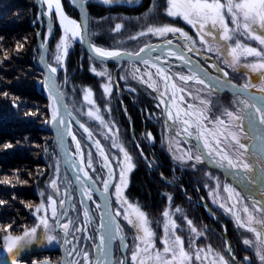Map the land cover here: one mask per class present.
I'll list each match as a JSON object with an SVG mask.
<instances>
[{"label":"trees","instance_id":"obj_1","mask_svg":"<svg viewBox=\"0 0 264 264\" xmlns=\"http://www.w3.org/2000/svg\"><path fill=\"white\" fill-rule=\"evenodd\" d=\"M84 1L90 13L89 37L91 42L99 47L107 49L121 47L120 44L126 37L129 44H126L127 47L124 46V48L137 52L143 45L133 50L132 44L140 41H143L140 44H144L146 39H149V42L159 41L158 38L151 39V34L150 36L138 35L148 25H173L181 28L191 37L199 39L197 30L183 19L168 17L164 14L162 6L164 0H135L130 3L114 0L111 4H104L102 0ZM62 4L66 14L77 21L78 13L75 8L67 0H62ZM153 4L156 8L150 11ZM37 12L35 0H0V37L4 38L0 41L2 45L0 61H3L0 63V179L8 177L14 185L0 184V200L6 201L4 205H0V226L11 224L10 231L13 235H21L25 228H31L37 223L33 212L44 199L40 194L43 192L46 196L53 191L49 188V183L53 177L57 176L55 172L57 166L60 169L59 177L62 175L59 154L53 144L52 134L48 132L47 101L42 94L43 74L37 68L39 50L36 30L38 27L37 25L32 27ZM53 24L55 35L50 47L49 63L57 66L54 55L61 34L54 17ZM116 24L122 25L119 32L113 31ZM131 36H137V39L132 40ZM25 37L27 42L24 48L16 52V41H22ZM221 42L219 45L213 44V51H208L207 45H201V50L215 57L216 60L224 62L225 56L216 51L217 47H223ZM244 42L250 43L247 39ZM4 50L8 53V60H4ZM93 66L96 68L102 66L113 75L117 68L116 65L95 61L76 41L70 39L65 59V77L60 73L59 85L63 89L67 105L81 121H88L87 116L78 113L75 107L80 103L86 106L85 102H87L90 108L96 106L103 117L108 114L116 128L119 126L122 131L130 129V119L139 141L142 133L145 132L148 144L145 146L144 142H140L144 148H147L146 156L154 166L153 169H149L141 160L139 152L132 148L135 165L130 172L127 197L141 206L152 221L153 230L158 235L161 231V211L170 201L187 210L197 227L199 225L202 227L203 219H205L210 227V233L212 231L216 236V238L211 237V242L224 246L218 225L208 217L203 207L194 202L198 192L192 185L193 183L201 185L198 176L202 168L195 165H181L173 161L170 155L167 156L165 149L161 150L164 141L162 134L155 126L158 121L157 114H161V110L152 93L148 90L143 91L140 85L128 89L119 70L116 79L121 92L116 91L113 85L111 100L106 99L108 94L103 90L102 79L90 71ZM153 84L160 90L157 80ZM88 90L92 92L91 99L94 101L92 105L85 99ZM5 92L8 93L7 96L3 95ZM226 96L230 97L228 94ZM109 103L110 108H114V112H108L107 104ZM159 118L161 119V115ZM88 124L104 143L98 125L91 121H88ZM9 143L12 147L5 149L4 145ZM17 175L21 183L16 182ZM160 176L172 180L176 185H170ZM200 187H202L201 193L205 196L203 186ZM169 196L171 200L168 199ZM209 205L217 213L219 221L225 225L235 256L243 262L247 256L252 260V264H255V257L253 258L250 250L242 243L243 234H245L243 230L236 227L232 217L219 213L210 201ZM3 234L0 232V264H5L11 257H15L13 252L9 253L3 246ZM43 248L18 251L16 254L18 263L32 264L33 261H37V264H40L47 258L50 264H57V257H59L57 246Z\"/></svg>","mask_w":264,"mask_h":264},{"label":"snow or ice","instance_id":"obj_2","mask_svg":"<svg viewBox=\"0 0 264 264\" xmlns=\"http://www.w3.org/2000/svg\"><path fill=\"white\" fill-rule=\"evenodd\" d=\"M47 4L49 13L53 11L59 17L60 24L63 26L64 36L57 44V54L55 55V61L57 66H52L47 64V71L49 75L46 76V87L49 91V97L51 99V121L54 125H58L57 132L58 136L63 139L65 134L70 135L72 140L76 143L77 152H81L80 142L77 140L75 134L71 131V121H66L60 112V100L59 93L57 89L56 81L53 79L54 74L58 72V66H62V61L67 55V49L69 47V40L81 35L82 29L81 25L77 21L69 19L63 12L60 0H43ZM104 4H111L114 0H102ZM164 14L168 17L181 18L187 24L191 25L197 30V35L199 37V43L202 45H207L208 51H213V44L219 45L223 42V47H217L216 51L225 56L224 63L228 67L234 70L237 67H243L251 69L253 72H258L262 78V85L260 86V91L264 92V0H164L163 2ZM156 8L153 4L150 11ZM122 29L121 24H116L113 31L119 32ZM51 29H49V33ZM168 33L176 34L178 33L183 39L189 42L187 46V51L192 52L196 50L194 45L196 41L187 32L183 31L181 28L175 27L173 25H148L146 31H141L138 35L144 36L147 34L154 35H166ZM39 36V33L37 34ZM4 38L0 37V41ZM130 39L135 40L137 36H131ZM245 39H250L252 41L258 42L260 47H255L244 42ZM27 42V38H23L22 41H16L15 49L16 52L22 50ZM171 40L168 41L170 45ZM41 47H45V43L41 44ZM93 51L97 57L101 58V61L106 59H115L122 55L132 57L142 60L143 63L148 64L149 60L142 57L140 54L145 52V48L142 47L138 52H123L117 50H109L103 47L92 45ZM150 48L151 46H147ZM0 50H2V45H0ZM169 56H175L177 59L182 60L185 65L189 64V59L184 55L183 52L172 51L168 52ZM249 57L255 59L256 62L247 63ZM9 56L6 50H4V60H8ZM157 60L160 57H156ZM3 63V61H0ZM155 67V65H153ZM215 67V66H214ZM218 72H222L224 77H228L229 73L223 69L216 67ZM90 71L94 72L98 76L107 75L106 71H97L95 66L90 68ZM198 72L206 71L197 65L190 69L189 75H179V80L183 83L188 81H195L206 87L213 88L214 90H219L226 86V82L221 81L220 77H216L213 84H206L205 80L197 75ZM157 75L162 76L165 82V88L167 90L168 85L172 81V77L168 76L165 69L157 67ZM149 79H151V73L147 74ZM230 83V82H228ZM249 86L255 87L256 85H251L246 83L243 85L244 89ZM173 89V97L177 90L183 92V87H179L175 83H171ZM233 87H235L233 85ZM103 90L105 93H111V88L109 83L103 85ZM7 96L8 93H3ZM191 95V93H189ZM92 92L88 90L85 95V99L88 103L92 105L94 101L91 99ZM170 97V98H173ZM199 100V105L202 107H197L192 104H188V109L183 112V115L187 119L182 120L184 127L182 128L183 133L188 137L193 135L190 129L195 130L197 133V139L201 137L205 138L204 147L209 149V155L219 156L217 163L221 167H228L230 169L237 170V176L241 183L251 184L255 181V176L252 175L256 170V165L251 163L249 160L245 159V154L249 152L248 146L241 142L239 133L243 131L241 125L242 122L247 119L249 129L258 130L257 120L259 125H264V97H249L244 100L237 101L240 105L238 111H229L225 109V115L230 121L235 122V130H228L230 125H228L223 119L217 118L215 123L224 126L223 130L215 129L210 130L206 128V121L210 118L207 115L209 110L208 106L212 104V101L204 97H196ZM180 100L183 101V95L180 96ZM163 102V101H162ZM260 106H257V105ZM254 109V111H253ZM70 115V114H69ZM89 118H93L100 122L101 125H105L104 118L99 114V110H89L87 112ZM180 113L177 112L175 116L169 112V119L180 120ZM84 132L88 133V138H92V132L84 124H80ZM63 129V131H61ZM109 131L112 128L109 127ZM179 135V133H177ZM215 137V143L212 144L208 141L207 137ZM223 136V140L219 137ZM264 140V135L261 136ZM226 143L227 146H231L235 151L228 152L226 148H221L220 144ZM96 147L103 156V149L100 147L99 141H96ZM113 145H117V141L113 140ZM12 145L5 144L4 148L9 149ZM120 151L124 154V162L121 166L119 174V183L112 185L115 187V192L117 199L120 201L122 206H126L130 210L124 213V219L132 229L136 232L135 239L140 243L135 245V249L131 255V264H193V261H200L201 264H205L208 261V254L213 253V249L209 246L207 250L197 249L195 251H188L184 246V240L177 231L180 229V225L176 223L173 219V215L169 210H165L162 213L164 218V235L161 239L163 248L158 249L156 247V233L151 227V221L147 214L142 211L139 207H134L132 204L123 197V189L127 187L126 174L130 172L134 164L132 163V157L127 151L121 146ZM188 159H193V156L186 154ZM194 159L199 162L201 157L196 155ZM105 167H109V176H112V170L107 164V157L105 156ZM71 167H77L76 163L70 160H66ZM261 164H264V156L261 157ZM85 168H92L91 153L88 154V160L85 161L82 157L80 166L78 168V174L75 179L78 183V188L82 195L86 196L87 199L92 198L91 185L85 183V180H91L88 171ZM59 166L56 167L55 172L57 174V179L59 178ZM264 172V168H261ZM80 173L83 174L84 179L81 178ZM16 182L21 183L19 176H16ZM57 179H51L50 185L53 189L52 193L45 196V193L40 195L44 197L41 203L37 205L34 209L33 215L36 217L37 223L31 228H25L22 235H13L10 231L12 225L0 226V232L4 233L2 236L3 246L9 252L19 251L21 248L26 247L32 241L37 240L38 229L43 232L44 238L49 244L56 242L60 243L57 235L50 233L56 232V229L63 230V244L72 245L71 250L66 249V255L72 257L67 261V264H112L111 261V243L113 240L119 239L122 248H127L128 245L125 243V237L121 235V228L119 225L112 227L111 219H109L107 225L103 222L100 227L106 229V231L99 233V242L96 243L95 237L84 236L85 240H92L96 248V251L100 254L96 257L95 262H93L90 254L87 250L79 247L80 238L75 236L76 232H86L87 228L77 226L72 219H67V209H65V199H57L56 196L59 193V185ZM26 183V181H23ZM0 184L12 185V180L8 177L0 179ZM14 186V185H12ZM109 182H104V191H109ZM228 192L229 199L235 198L236 203L231 206L221 203L219 206L225 210L226 213H230L235 218L236 227L243 229L245 232L249 233V236L243 238L242 243L251 251H253L254 256L258 264H264V204L260 202H254L251 210L247 205H244L239 212H233V208L236 204L240 203V193L236 191L235 188L231 186H225L223 189ZM67 195V193H65ZM70 198V197H69ZM171 200V197H168ZM6 201L0 200V205H4ZM259 205V206H257ZM30 207V205H29ZM99 207V205H98ZM177 212L180 209H176ZM106 214V213H105ZM83 215L85 222L91 223L89 218V209H83ZM115 215L119 216L121 213L117 211ZM103 221V217H101ZM187 220V217H185ZM190 230L193 233L200 235L201 233L197 228L192 226V221L187 220ZM71 235L77 243L73 244V241L67 237ZM191 248V244L189 245ZM226 251L231 256L230 260H226L224 255L216 253L215 256L208 264H233L235 261V256L231 254V247L226 249ZM201 253H205L204 256ZM76 257H80L79 260ZM246 264H252V260L249 257L244 258ZM32 264H37V261H33ZM40 264H50V261L46 258L41 261ZM118 264H126V259H121Z\"/></svg>","mask_w":264,"mask_h":264},{"label":"rangeland","instance_id":"obj_3","mask_svg":"<svg viewBox=\"0 0 264 264\" xmlns=\"http://www.w3.org/2000/svg\"><path fill=\"white\" fill-rule=\"evenodd\" d=\"M119 1H125V2L130 3V2L135 1V0H119ZM136 1H138V0H136ZM37 30H36V36H37ZM143 31H146V29ZM176 34H178V33H176ZM176 34L168 33V34L163 35V36L154 35V34H151V36H150V34H147V35H149L151 37V39L152 38H156V39L158 38L159 41H164L167 39L176 40L175 38H180L181 40H176V41L180 42V44L183 45L187 49L189 42L185 41L183 39V37H181L180 35H176ZM173 35H175V36H173ZM193 39L196 41L194 48L196 50L202 52V50H201L202 44L199 43V39L194 38V37H193ZM145 41L146 42L144 44H140V43H143V41L134 43L131 45V48L133 50H136V48L140 47L141 45H143V46H141V48H142L147 44L158 42V41L149 42V39H146ZM247 41L250 42L247 44H250V45L255 46V47H260V45L256 41H252L249 39H247ZM221 43H223V42H221ZM126 44H129V42L127 41V38L124 37L122 44H120L121 47L112 48L109 50H123V51L131 52L130 50H126L124 48V46H126ZM105 49H107V48H105ZM56 54H57V49H56L55 55ZM202 54L205 55V53H203V52H202ZM55 55H54V59H55ZM224 59L225 58H223V60ZM244 62L252 63V62H256V61L254 58L249 57L247 59V61H244ZM64 63H65V60L62 61V66H58V70H60L59 75H60V73H62V75L65 77V64ZM100 70H104L107 73V75H105L103 77H101V76H99V77L102 79V86L105 83H109V86L111 88V93H110V95H109V93H107L108 95H107L106 99L110 98V100H111L112 91H113L112 86L113 85L115 86L114 75L110 74V72L107 71L102 66L97 68V71H100ZM120 70L122 73V78L126 84L125 86L128 89H131L136 85H140L143 88V91L148 90L149 92L152 93L154 99L157 101V104L159 105L160 110H161L160 111L161 112V114H160L161 119L156 118V120H158V121H157V125L155 124V126H157L159 133L162 134V139L164 141V145H163V147L161 146V150L165 149L166 153L168 154L167 156L170 155L172 157L173 161H177L181 165H187V166L195 165L197 167L202 168V170H200V174L198 176L200 178L199 181L201 182L200 186H203V190L206 192V195L208 197L207 199L212 203L213 207L218 209L219 213L225 214V215L227 214L230 217H232L235 221V218L232 214L226 213L225 210L219 206L221 203H225L228 206H231L232 204L236 203L235 198L229 199L230 194L223 190L225 186H231V187L235 188L236 191H238L240 193V197H241L240 203L236 204V207L233 208V212H239L244 205H247L249 207V209L251 210L252 205H253L252 199L246 197L244 195V193L242 192V190L239 189L238 187L234 186L232 184V182L229 179H227L221 171L213 170L206 163H201L203 161V155L200 152V150L198 149V147L195 145V142L194 141L188 142L183 138L182 128L184 127V125L179 123V122L172 123L171 119H170V122L167 121V119L164 115L162 100H160L157 97L155 92H153L151 89H149V86L153 87V89H155V91H157L158 93H160L162 95H166L167 98L169 100H171L172 108H173L175 113H177V112L180 113V117H181L180 120L181 121L183 119H187V117H185L183 115V112H184V107H186V109L189 110L188 104H192V105L197 106V107H202L199 105V100L196 99V97H198V96L204 97V98H207L208 100L212 101V104L208 106L209 110L207 112V115L209 116L210 120L205 122L206 128L210 129V130H215V129L223 130L224 126H221V125H218L215 123L217 118L223 119L228 125H230L228 130H230V131L235 130V126H234L233 122L230 121L229 118L225 115V109H227L229 111H234V112L238 111L239 107H238L237 101L235 99H233L231 96L230 97L226 96V94L215 93L212 90L208 89L205 85H201L199 83H196L195 81H188L185 84L179 80V75H181V74L182 75H189L190 72L185 70V69L171 68L170 74H171V77L173 78L171 83H175L178 86V88L183 87V89H184L183 92H181L179 90H177L175 92V102L173 104L172 99H174V98H170V97H173V89L171 90L170 87H167V90H166L163 77L156 74L157 73V67H154L151 64H145V63L132 64V65L126 64ZM231 70H233L232 75H234V77L236 78V81L240 85L243 86L246 83H250L251 85H256V86L255 87L249 86L248 88L260 90V86L262 85V78L258 72H253V71H251V69L243 68V67H237L235 70L233 68H231ZM245 70L251 71L252 76L256 77V80L250 81L249 73L245 72ZM148 73H151V79H149V76L147 75ZM58 78H59V76H58ZM155 80H157V85L160 86V90L156 87V85L153 84V82ZM116 81H117V79H116ZM62 84H63V86L65 85V79L64 78L62 79ZM118 85H119V83H118ZM119 87H120V85H119ZM189 93H191V95H189ZM181 95H183V97H184L183 101L180 100ZM85 104L87 107L82 103L77 105L75 107L76 111L78 113L80 112L82 115L85 114L87 116V112L89 110H94V111L98 110V108H96V106L90 108V107H88L87 102H85ZM107 108H108V112H110V111L114 112V108L113 107L110 108V103H109V105L107 104ZM125 112H126V109H125ZM99 114L102 116V114L100 112H99ZM74 115L77 117L76 113H74ZM86 118L89 122L91 121L92 123L98 125L100 133L102 135V138L104 139V143H102L100 138H98V135L93 132V129L88 124V121L83 122L78 118L86 127L89 128V130L92 132V136L95 137V139L97 141H99V143L103 146V148L107 152L109 159L112 163L113 169H114V183H113V185L119 183L118 177L120 174L121 166L123 165V162H124V154H123V152L120 151L121 146L132 157V163L134 165H135V162L133 159L134 153L132 152L134 150L132 148H134L136 151L139 152L138 154L141 157V160L146 164V166L149 169H153V166H154L153 163L146 156L147 155L146 154L147 148L146 147L144 148L141 144L142 142H144V144L146 146L148 144V141L145 137H143V135L141 136V139H140V141H142V142L139 141V138H137V136L134 133V129L132 127V122L130 121L129 118L128 119H129L130 129L127 131H122V128H120L119 126H118V128H116V126L113 124V122H112L110 116H108V114H107V116L103 117L105 120V125H101L99 121H97L93 118H89L88 116ZM109 127L112 128V131H109ZM241 127H242L243 131L240 132L239 134L242 135V137L244 138V141L248 140L247 139L248 134L245 132L242 125H241ZM75 130H76L75 131L76 138L80 142V147H81V152L80 153L77 152L78 153L77 155L79 156L80 159H82V157H83L85 164H86V162L88 160V154L91 153L92 168H87V170L89 171L91 176L97 181L99 186L102 188L103 184L105 182V169H104L105 165H104V162L101 159V157L97 155V152L95 151V149L88 143V141L86 140L84 135L79 130H77V129H75ZM192 132H193V134L194 133L196 134V132L194 131V128L192 129ZM177 133H179V135H177ZM219 138L221 140L224 139L223 136H220ZM114 139L117 141L118 146L113 145ZM207 139L210 143H212V144L215 143V137L208 136ZM204 140H205V138H204ZM69 143H70L71 149L75 148V152H76L77 151L76 143L72 139H69ZM192 143H194V144H192ZM226 143L227 142L220 144V147L226 148V150L228 152H234L235 150L231 146L226 147ZM159 148H160V146H159ZM186 154L192 155L193 159H188ZM196 155H199L201 157V161L197 162L194 159V157ZM245 159H247L251 162V157L249 156L248 153L245 154ZM50 164L52 165L51 162H50ZM59 164H60V158H59ZM130 172H128L126 174L127 187L123 189V197L128 201V203L132 204L134 207H139L141 209L140 205H138L136 202L131 201L127 197V188L129 186ZM160 177L163 178L170 185H172V186L176 185V183H174L172 180H169L163 176H160ZM66 178H67L68 183L70 184L71 183L70 177L67 175ZM52 179H57V176L53 177ZM57 183L59 185V193L57 194L56 198L58 200L59 199H65V201H66L65 193H67V190H66V187L64 185L63 174L57 179ZM192 186L198 192V197L195 201H200V197H203L202 196L203 194L201 193L202 187H200L196 183H193ZM49 188L52 189L50 183H49ZM182 189H184V188H182ZM73 190H74L73 191V203L75 205V208L73 210H71V207L69 206L68 212H67L68 215H67V218L65 219V221L67 219H72L77 226H79V227H85L86 226V228H87L86 232H76L75 236L80 238L79 247L87 250L90 254V257L94 261L95 246L93 244V241L92 240H85V239H83V237L84 236L95 237L96 243H97L95 225H96V222L99 223L100 211H98L97 206L93 205L91 210H92L94 217H95V223L92 222V220L90 219L91 223L86 224L85 218L83 215L84 206L81 203L82 202L81 198L79 197L75 188ZM50 193H52V191H50ZM110 194H111V206H112L114 214L117 211H119L121 213V215H119V216L115 215V216L123 228L125 243L128 245V247L125 250V255H124L121 251L119 241L115 242L114 247H113L114 248V254H115L114 255V264H118V262L121 259H124L125 257L127 258L126 263L131 264L132 252L135 249V245L137 243H140V242L135 239V237H136L135 230L132 229L131 225H129L127 223V221L124 219V213L126 211L130 212V210L127 209L126 206H122L120 201L117 199L115 187H113V186L111 187ZM204 199H206V198H204ZM176 209H180V211L177 212ZM165 210H169L173 215V219H175L176 223L178 225H180V229L177 231V234L180 235L181 238L184 240V246H185L186 250H188V251H195L197 249L207 250V248L210 246L214 251H213V253L208 254V261H206L205 264H208V262L213 259V257L215 256L216 253H220V254L224 255L226 260L231 259L228 252L226 251L227 248H226V243L224 241V235H223V230H226V228H225V225L219 221L217 213L214 212L218 218V221L214 222L210 218V216L208 215L206 210L203 208V210L207 213L208 217L215 224L218 225V227L220 229V235L222 236L223 241H224V246H219V245L215 244L214 241L211 242V237L216 238V236L214 235V233L212 231L210 233V227L208 225V222L205 219H203L202 227L200 225L197 227L194 223V220L192 219V216H190V214L187 212V210L185 211V209L181 205L172 204L170 201L168 202V205H166L163 208L161 213H163ZM185 217H187V220L192 221V226H194L195 228H197L199 230V232L201 233L200 235H197V233H193L190 230L191 226L188 225ZM152 226L153 225H152V221H151V227ZM152 228L154 229V227H152ZM160 229H161V231L159 233L160 235H158V233H156L155 231L154 232L156 233V247L158 249L162 250L163 244L160 241L164 235V218L163 217H161ZM243 232L245 233V234H243V238L250 235L249 233L245 232L244 230H243ZM50 234L57 235L58 239L60 240V243L53 242V243L49 244L47 242V240L44 238L43 232L38 229L37 240L32 241V243L28 244L25 248H21L20 250L29 249L31 251L34 248H36L37 250H40L43 247H49V246L51 248H54V246H57V248H59L60 245L62 244V241H63L61 234L58 232H54V233H50ZM67 238L72 240L73 244L77 243V241L75 239H73V237L71 235H69ZM190 244H191V248H189ZM66 247H67V250L70 251L72 246L66 245ZM43 249L46 250V248H43ZM17 253H18V251L13 252V254L15 256ZM250 253L252 254V256L254 258L255 256H254L253 251L250 250ZM233 254H234V251H233ZM201 255L204 256L205 253H201ZM234 256H235V254H234ZM13 258L14 257H11L10 259H13ZM76 259L79 260L80 257H76ZM236 259L238 261H240L241 263L246 264L245 262L239 260L237 257H236ZM13 260H15V259H13ZM15 261H16L15 263L19 264L18 258ZM255 261H256V259H255ZM233 263L236 264L235 262H233ZM57 264H60V255H59V257H57ZM193 264H201V262L200 261H193ZM255 264H258V262L256 261Z\"/></svg>","mask_w":264,"mask_h":264},{"label":"water","instance_id":"obj_4","mask_svg":"<svg viewBox=\"0 0 264 264\" xmlns=\"http://www.w3.org/2000/svg\"><path fill=\"white\" fill-rule=\"evenodd\" d=\"M69 1L78 13L77 23H79L81 25V29H82L78 43L81 45V47L83 48L85 53H87L95 61L100 62V63L111 64V65L117 66V68L114 72V83H115V87H116L117 91L121 92V88L119 87V85L116 81V75L119 72V70L123 67L124 64H130V65L141 64V63H143V61L136 59L134 56L129 57V56H125V55H122V56L115 58V59H106V60L101 61V58L97 57L95 55V53L93 51V47H92V45H95V44H93L91 42L90 37H89L90 13H89L87 3L84 0H69ZM35 3L37 5L38 12H37L36 20L32 24V27H35V25H37V27H38L37 34L39 33V36L37 35V45H38V50H39V57L37 60V68L43 74L42 94L47 101V111H48V115H49L48 131L52 134L53 144L55 145L57 152L59 154L60 166L62 169L64 185H65L66 190H67L65 209L68 210V207L70 206V204L73 205L72 204L73 197H72L71 193H72L74 188L76 189L79 197L83 199L82 202H84V200H85L84 195H82L81 191L79 190L78 183L75 179L76 175L78 174V168L80 166L81 161H79L78 158L75 157L74 154L69 149L68 144H69V139H72L71 136L69 137V135L65 134L63 136V139L61 140V138L58 136V132H57L58 125H54L51 121L52 107H51V99L49 97V91H48V88L46 87V84H47L46 76L49 75V73L47 71V64H50L49 63V51H50V47H51V44H52V41H53V38L55 35V29H54V25H53V22L51 20V17L49 15L47 9L45 8L46 5L43 2V0H35ZM62 9H63V5H62ZM49 29H51L50 33H49ZM175 39L181 40L180 38H175ZM169 40H171V39H167L164 41H158L156 43H150V44L145 45L144 48L146 50H145V52L141 53L140 55L142 57H144L145 59L149 60L148 64H151V65L154 64L155 66L158 65L160 68L165 69L166 74L170 77H171V74L168 72V70H169L168 68L185 69V70L190 72V69L193 66L198 64V66L200 68L204 69L207 73L206 75H205V72H198L197 73V75H199L201 78H203L205 80L206 84H209V85L213 84L216 77H220L221 81L226 82V86L222 87L219 90H214L213 88L207 87L208 89L212 90L215 93L230 94L237 101L242 100L240 98V96H244L245 98L264 97V92H261L260 90H255L253 88L244 89L243 86H240V85L230 81L228 77H224L222 72H218V71L214 72L211 68L209 69L207 66L203 65L201 63L200 59L206 61L207 58L200 51L194 50L192 52H189V51H187V49H184L176 40H171L172 43L169 45L168 44ZM42 43H45V47H43V48L41 47ZM147 46H151V47L148 48ZM170 49L172 51H176V52H183L184 55L189 59L190 63L185 65L182 60L177 59L175 56H169L168 52ZM117 51H120L121 53L126 52L123 50H117ZM127 52H129V51H127ZM132 53H135V52H132ZM156 57H160V59L157 60ZM65 59H66V57L63 59V61ZM215 66L218 67L217 65H215ZM59 72H60V70H58V72L56 74H54L53 79L56 81V84H57L56 90L59 93H61V96L59 97V100H60L59 107H60L61 114L63 115V117L66 121L70 120L71 124L73 123L78 128V130L84 135V137L86 138L88 143L97 152V155L101 157V159L104 162V165L106 163L105 156L107 157V164L110 166V168L112 170V176L110 177L109 176V167L104 168L105 169V181H108L109 185H110L108 192L104 191V184H103L102 188L99 186V184L91 176V174L89 173L87 168H85V170L88 171V174L91 177V180H85V183L91 185L90 190H92L94 192L95 196L100 201V205H101L100 207L103 208V210H104L103 213H100V216L101 217L105 216L106 224L108 223L109 219H111L113 228L116 225H119L121 230H122L120 234L124 236L123 228H122L121 224L119 223L118 219L116 218V216L113 212L112 206H111L110 191H111V187L114 183V169H113L112 163L109 159L107 152L105 151V149L103 148V146L101 144H100V147L103 149L104 155L102 156L100 154V151L96 147L95 142L97 140L95 139V137L92 136L91 139L88 138V133L84 132L83 128L80 127V124H83V123L74 115V113L71 111V109L67 105L65 98L63 96V91L60 88L59 82H58ZM228 82H230V83H228ZM233 85L235 87H233ZM169 86H171V83L168 85V87ZM149 89H151L153 92H155L157 97L163 101L164 115H165L167 121L170 122L169 116L167 114V110L169 109V107H168L169 99L167 98L166 95H162V94L158 93L157 91H155V89H153V87L149 86ZM257 106H260V105L258 104ZM253 111H254V109H253ZM257 125H258V123H257ZM244 127L246 128V130L249 133V136L252 139L251 144H250V148H249V152L252 153L254 150H257L261 153L262 156H264V140L261 139V136L264 135L261 132V129H263V128L260 125H258V130L249 129L247 119L244 120ZM61 131H63V129H61ZM182 133H183V131H182ZM191 137H193V136H191ZM183 138L188 142L191 141V140L186 138L185 133H183ZM193 138H191V139L197 143V147L203 155V161L201 163H206L207 165H209L210 168L221 171L225 175V177L232 182V184L234 186H236L242 190V192L244 193V195L246 197H249V196L257 197L258 199H260V203L264 204V200H262V195L260 193V189L264 191V172L261 171L260 166L256 162H255L256 171L258 173L256 179L258 180L259 185H257V187L256 186L252 187L251 184H254V182L251 184L238 183L239 181L236 182L235 179H233V177L231 175H229L228 172H226L222 169V167L217 163V160H215L214 157L210 156L212 159H209V157H208L209 155L205 154V151L203 150V147H202L201 143H199L198 139H193ZM66 160H70V161L75 162L77 167H71L68 163L65 162ZM67 175H69V177H70V180H71L70 184L68 183V181L66 179ZM80 175H81V178L84 179L83 174L80 173ZM250 187H252L251 191L253 193L247 196L243 189L249 190ZM254 202L255 201L253 199L252 203H254ZM196 203L206 210V212L208 213V215L210 216V218L214 222L218 221L216 214L208 206V204L206 203V201L204 200L203 197H200V201H196ZM257 206H259V205H257ZM84 207L89 209V218L92 220V222L95 223V218L93 217V215L91 213L90 207L88 205H85ZM101 220L102 219L100 218V221ZM95 228H96L97 238H98L100 232L106 231V229H102L100 227V225L98 226L97 224H96ZM56 232L60 233L62 236V239H64L63 230L57 228ZM223 235H224V241L226 243V248L228 249L229 247H231V250H232L231 254L234 255L233 249H232V243H231L229 237L227 236L226 230H223ZM119 244H120V240H119ZM120 247H121V244H120ZM125 250H126V248L121 247V251L124 255H125ZM60 254H61V263L67 264V261L69 259H71V257H68L66 255V245L63 244V241H62V244L60 245ZM110 255H111L112 264H114L113 241L111 243V254ZM230 258H231V256H230ZM234 262L236 264H243L240 261H238L236 259V257H235ZM5 264H16V263H15V260L9 259L8 261H6Z\"/></svg>","mask_w":264,"mask_h":264},{"label":"bare ground","instance_id":"obj_5","mask_svg":"<svg viewBox=\"0 0 264 264\" xmlns=\"http://www.w3.org/2000/svg\"><path fill=\"white\" fill-rule=\"evenodd\" d=\"M69 3H70V1L69 0H67ZM60 2H61V6L63 5L62 4V0H60ZM46 6H45V8L47 9V11H48V7H47V4H45ZM70 5H71V3H70ZM63 12H64V14L69 18V19H72V20H74L73 18H71V17H69L67 14H66V12L64 11V8H63ZM48 13H49V11H48ZM49 15H50V17H51V20H52V22H53V17H54V19H55V22H56V24H57V27H58V29H59V31H60V40L63 38V36H64V32H63V26L60 24V20H59V17L55 14V12L53 11L52 13H49ZM44 23V22H43ZM54 25V24H53ZM55 29V28H54ZM79 38H80V36L79 37H75V38H72L74 41H76L77 43H78V40H79ZM79 44V43H78ZM80 45V44H79ZM81 46V45H80ZM37 48H38V45H37ZM83 49V48H82ZM105 64V63H104ZM152 65H154V64H152ZM155 67H159L158 65H156ZM160 68V67H159ZM169 70H168V72L170 73V71H171V68H168ZM170 88H171V90H172V87L171 86H169ZM172 93V92H171ZM174 99H172L173 100V104H174V102H175V96L173 97ZM174 106V105H173ZM168 107H169V109L167 110V114H168V116H169V112H171L174 116H175V114L176 113H174V110H173V108H172V102H171V100H169V104H168ZM48 112V111H47ZM49 116V115H48ZM172 120V119H171ZM172 121H176V123L177 122H179V123H181L182 124V121L181 120H172ZM257 123H258V125H259V121L257 120ZM263 129H261V132L264 134V125H260ZM75 129H77L78 130V128L72 123L71 124V131H72V133L73 134H75V136H76V133H75ZM191 131H192V129H190ZM195 131V130H194ZM49 132V131H48ZM50 133V132H49ZM185 136H186V138L187 139H189V140H191V138H193V139H197V133H196V136H193V137H188L186 134H185ZM69 137H70V135H69ZM198 141H199V143H201V145H202V147H203V150L205 151V154L206 155H209L208 153H209V149L208 148H205L204 147V143H205V140H204V138L203 137H201L200 139H198ZM55 146V145H54ZM68 146H69V149L71 150V152L74 154V156L75 157H77L78 158V160L79 161H81V159L79 158V156L77 155L78 153H77V151L75 152V148L74 149H71V147H70V143L68 144ZM212 157H214L215 158V160H219V156H215V154H213V155H211ZM209 157V159H212L211 157H210V155L208 156ZM222 169L224 170V171H226V172H228L229 173V175H231L232 177H233V179H235V181L236 182H238V183H241V181H240V179L238 178V176H237V170L236 169H230V168H228V167H222ZM69 176V175H68ZM67 179V178H66ZM242 184V183H241ZM252 185V187H254V185L253 184H251ZM252 187H250V189L249 190H247V189H243L244 190V192H245V194L248 196V195H250V194H252L253 192L251 191V188ZM91 192H92V198L89 200V199H87V197L86 196H84V202H82L83 204H85V205H88L89 207H90V209H92V206L94 205V206H97V208H98V211H100V213H103L104 212V210H103V208H101L100 206V201L98 200V198L95 196V194H94V192L91 190ZM72 197H73V191H72ZM250 197V196H249ZM82 199V198H81ZM81 201H83V199L81 200ZM256 202V201H255ZM72 204L73 205H71L70 204V207H72L71 209L73 210L74 208H75V205H74V203L72 202ZM84 205V206H85ZM98 205H99V207H98ZM69 208V207H68ZM100 208V209H99ZM67 212H68V210H67ZM91 213H92V215H93V217H94V214H93V212H92V210H91ZM100 213H99V215H100ZM95 218V217H94ZM100 218H101V216H100ZM103 222L105 225H107L106 224V218H105V216H103V221L101 220H99V223H97L96 222V224L99 226V225H101V223ZM96 227V226H95ZM98 240H97V243L99 242V236H98V238H97ZM117 241H119V239H116V240H113V247H114V244H115V242H117ZM98 255H100L97 251H96V248H95V258H94V261L93 262H95V260H96V257L98 256ZM15 257H17V255L15 256Z\"/></svg>","mask_w":264,"mask_h":264},{"label":"flooded vegetation","instance_id":"obj_6","mask_svg":"<svg viewBox=\"0 0 264 264\" xmlns=\"http://www.w3.org/2000/svg\"><path fill=\"white\" fill-rule=\"evenodd\" d=\"M179 44H180V42H178ZM181 45V44H180ZM184 49H186L183 45H181ZM202 53V52H201ZM205 57L207 58V60L206 61H204V60H201L200 59V61H201V63L203 64V65H205V66H207L209 69L211 68L214 72H217V70H216V66L215 65H217L219 68H221V69H223L224 71H227L228 73H229V75H228V78H229V80L230 81H232V82H234V83H236V84H238V85H240L237 81H236V78L234 77V75H232V71H231V68L230 67H228V65L227 64H225L223 61H218V60H216V58L215 57H213V56H210V55H208V54H205ZM215 66V67H214ZM245 72H247V73H249V78H250V81H255L256 80V77H254V76H252V72L251 71H246L245 70ZM240 86H242V85H240ZM228 95H230V94H228ZM231 96V95H230ZM233 99H235L233 96H231ZM240 98L242 99V100H244V99H246L244 96H240ZM236 100V99H235ZM237 101V100H236ZM238 107L240 108V105L238 104ZM185 110H187L186 109V107H184V111ZM175 113V112H174ZM159 116H160V113H158L157 114V117L159 118ZM172 121V120H171ZM176 121H172V123H175ZM233 124H234V126H235V122H233ZM242 126H243V128H244V130H245V132L248 134V140H245L244 141V138L242 137V135H240V139H241V142L242 143H244L245 145H247L248 146V149L250 148V144H251V137L249 136V133H248V131L246 130V128L244 127V121L242 122ZM142 135H143V137H145L146 135H145V132H143L142 133ZM192 136H196V134L194 133ZM191 141H194V140H192L191 139ZM195 142V141H194ZM192 144H194V143H192ZM195 145L197 146V143L195 142ZM248 154H249V156L251 157V163H253V164H255V162L260 166V168H264V164H261L260 163V161H261V157H262V155H261V153L259 152V151H257V150H254L252 153H250V152H248ZM216 156V155H215ZM213 170H215V169H213ZM218 171V170H217ZM252 175L253 176H255V178H257V175H258V173H257V171L255 170V172H253L252 173ZM254 186H256L257 187V185H259V183H258V180L257 179H255V181H254V184H253ZM181 188H183V187H181ZM76 190V189H75ZM74 191V190H73ZM260 193H261V195H262V200H264V191L263 190H261L260 189ZM203 196V195H202ZM204 198H206V199H204L205 201H206V203L209 205V200L207 199L208 197H207V195H205V196H203ZM248 198H250V199H252V201H253V199H254V201H258V202H260V199H258L257 197H252V196H250V197H248ZM194 202L196 203V201L194 200ZM82 203V202H81ZM197 204V203H196ZM82 205L84 206V204L82 203ZM200 206V205H199ZM209 207L211 208V209H213L210 205H209ZM72 208V207H71ZM85 208V207H84ZM72 210V209H71ZM214 210V209H213ZM215 212V211H214ZM68 215V214H67ZM67 218V216L65 217V219ZM96 226V225H95ZM72 246V245H71ZM66 249H67V247H66ZM57 252H58V254L60 255V264H62L61 263V254H60V247L59 248H57ZM115 255V254H114ZM13 259H15V260H17V257H14ZM71 259H72V257H71ZM124 259H127L126 257L124 258ZM16 262V261H15ZM126 262H127V260H126ZM17 264V263H16ZM127 264V263H126Z\"/></svg>","mask_w":264,"mask_h":264}]
</instances>
